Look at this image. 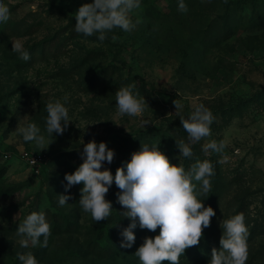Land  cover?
<instances>
[{
    "label": "rangeland",
    "instance_id": "rangeland-1",
    "mask_svg": "<svg viewBox=\"0 0 264 264\" xmlns=\"http://www.w3.org/2000/svg\"><path fill=\"white\" fill-rule=\"evenodd\" d=\"M5 2L10 19L0 23V264H20L16 253L27 251L39 264H140L134 253L145 237L159 234V226H137L132 247H121L120 233L131 218L123 216L115 183L106 193L111 214L99 222L79 204L82 183L65 189V174L83 162V145L93 139L114 150L112 162L102 166L113 175L142 143H157L185 169L211 161V187L199 198L216 215L180 261L200 248L195 261L209 264L212 248L220 247L221 221L243 213L246 264H264V0H184V11L179 0H141L131 13L135 27L114 29L104 41L75 31L74 13L90 0ZM13 41L29 52L28 60L12 50ZM127 86L145 97L138 116L117 113L115 93ZM66 94L72 121L63 134L49 137V146L23 141L18 125L34 122L43 131L46 104ZM199 104L215 117L211 134L190 143V157H179L176 140L189 143L179 116L188 118ZM210 140H222L223 151L206 153L202 145ZM23 149L44 153L47 162L36 171L20 157ZM59 194H70L68 203L59 205ZM41 210L51 226L47 246L22 248L16 227Z\"/></svg>",
    "mask_w": 264,
    "mask_h": 264
},
{
    "label": "clouds",
    "instance_id": "clouds-1",
    "mask_svg": "<svg viewBox=\"0 0 264 264\" xmlns=\"http://www.w3.org/2000/svg\"><path fill=\"white\" fill-rule=\"evenodd\" d=\"M140 4L141 0L85 2L74 13L75 31L85 37L96 35L99 41H104L114 29L131 31L135 27L131 13ZM178 8L186 10L184 0H179ZM9 19L10 8L5 0H0V23ZM12 50L23 60L30 58L29 52L18 42L13 41ZM68 100L66 94L62 99L50 100L46 104L47 116L43 131L34 122L19 124L16 130L23 141L32 142L38 147L46 143L49 146V137L54 133L63 134L72 121L67 107ZM115 105L121 116H138L146 107L145 97L134 92L131 86L117 89ZM175 106L178 107L176 103ZM179 118L189 138V143L176 140L179 157H190V143L210 136V126L215 117L208 107L199 104L188 118ZM144 123L146 125L149 121ZM224 147L222 140H210L202 145L206 153L209 149L221 153ZM81 156L83 162L74 172L64 176L67 181L65 189L82 183L79 204L84 212L90 213L92 219L99 222L111 214L112 202L106 199V193L115 183L121 190L117 193V200L126 209L123 216L131 218V222L120 233L123 237L121 247H132L136 239L133 229L137 226L151 231L159 226V234L145 237L134 253L140 264H163L164 261L180 264L181 254H184L186 248L199 243L203 229L210 225L211 218L216 215L215 209L205 206L204 200L199 198L209 192L210 178L215 174L209 160H197L189 169H185L183 164L172 163L157 143H142L140 149L131 154V159L118 167L113 175L109 168H102L105 162L110 164L114 158V150L106 142L91 140L83 145ZM69 198L70 194H59L58 204L65 205ZM221 228L220 247L212 248L209 264H246L248 230L243 213L223 218ZM16 234L22 248L37 245L46 247L51 226L45 212L31 211L27 214L16 227ZM16 256L20 264H39L31 251L17 252Z\"/></svg>",
    "mask_w": 264,
    "mask_h": 264
},
{
    "label": "built area",
    "instance_id": "built-area-1",
    "mask_svg": "<svg viewBox=\"0 0 264 264\" xmlns=\"http://www.w3.org/2000/svg\"><path fill=\"white\" fill-rule=\"evenodd\" d=\"M20 157L36 171H39L40 167L47 162V156L44 153L30 149L21 150Z\"/></svg>",
    "mask_w": 264,
    "mask_h": 264
},
{
    "label": "trees",
    "instance_id": "trees-1",
    "mask_svg": "<svg viewBox=\"0 0 264 264\" xmlns=\"http://www.w3.org/2000/svg\"><path fill=\"white\" fill-rule=\"evenodd\" d=\"M201 253H202V250L200 248L189 249L186 255L184 256V258L180 261V264H198L199 261L198 260L195 261V260L198 256L199 257L201 256L200 255Z\"/></svg>",
    "mask_w": 264,
    "mask_h": 264
}]
</instances>
